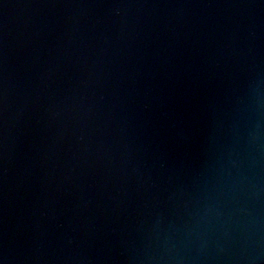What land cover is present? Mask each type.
Segmentation results:
<instances>
[{"label":"water","instance_id":"obj_1","mask_svg":"<svg viewBox=\"0 0 264 264\" xmlns=\"http://www.w3.org/2000/svg\"><path fill=\"white\" fill-rule=\"evenodd\" d=\"M0 264H264V0H0Z\"/></svg>","mask_w":264,"mask_h":264}]
</instances>
